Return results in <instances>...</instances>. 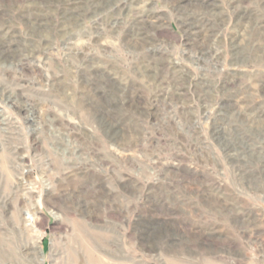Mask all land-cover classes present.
Wrapping results in <instances>:
<instances>
[{"label":"rangeland","instance_id":"1","mask_svg":"<svg viewBox=\"0 0 264 264\" xmlns=\"http://www.w3.org/2000/svg\"><path fill=\"white\" fill-rule=\"evenodd\" d=\"M0 264H264V0H0Z\"/></svg>","mask_w":264,"mask_h":264}]
</instances>
